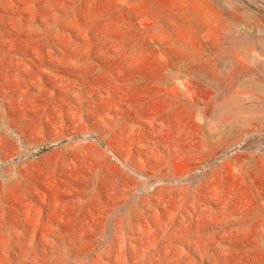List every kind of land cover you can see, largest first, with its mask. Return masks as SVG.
<instances>
[{
	"label": "rangeland",
	"instance_id": "1",
	"mask_svg": "<svg viewBox=\"0 0 264 264\" xmlns=\"http://www.w3.org/2000/svg\"><path fill=\"white\" fill-rule=\"evenodd\" d=\"M0 264H264V0H0Z\"/></svg>",
	"mask_w": 264,
	"mask_h": 264
}]
</instances>
